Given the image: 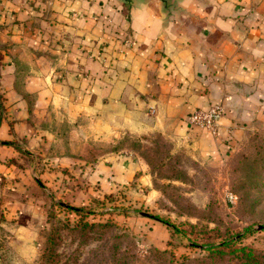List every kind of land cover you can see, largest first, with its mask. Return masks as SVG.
Instances as JSON below:
<instances>
[{"label": "crops", "instance_id": "crops-1", "mask_svg": "<svg viewBox=\"0 0 264 264\" xmlns=\"http://www.w3.org/2000/svg\"><path fill=\"white\" fill-rule=\"evenodd\" d=\"M214 104L215 135L188 122ZM254 126L264 0H0V188H57L81 205L124 185L152 192L137 153L85 156L157 131L218 158Z\"/></svg>", "mask_w": 264, "mask_h": 264}, {"label": "rangeland", "instance_id": "rangeland-1", "mask_svg": "<svg viewBox=\"0 0 264 264\" xmlns=\"http://www.w3.org/2000/svg\"><path fill=\"white\" fill-rule=\"evenodd\" d=\"M256 130L264 132V126L247 128L235 139L229 152L212 159L198 158L184 144L174 145L157 131L126 133L106 147L99 146L91 156H85L95 161L109 150L128 149L138 155L143 150L151 166L141 155L140 159L148 165L151 176L148 188L153 193L124 185L81 205L64 199L57 188L24 193L2 181L0 264H37L49 230L65 220L75 222L83 218L89 222L110 220L131 235L141 259L139 264H155L143 258L153 247L166 249L179 260L205 254L201 248L205 242L217 244L226 236L237 234L240 245L264 250V193L252 190L250 195L256 205L253 208L241 205L234 188L240 183L247 185L248 178L236 176L232 170V159L246 144L247 133ZM155 146L160 148L159 154ZM239 190L242 193L245 189L239 187ZM30 193L33 199L26 200L24 195ZM58 202L84 212L80 217ZM151 215L169 220L178 230ZM62 249L67 250L63 246Z\"/></svg>", "mask_w": 264, "mask_h": 264}, {"label": "trees", "instance_id": "trees-1", "mask_svg": "<svg viewBox=\"0 0 264 264\" xmlns=\"http://www.w3.org/2000/svg\"><path fill=\"white\" fill-rule=\"evenodd\" d=\"M246 137V144L232 159V170L236 176L247 177L248 184L244 186L240 183L234 191L238 194L241 205L253 208L256 200L250 195L251 191L264 193V132L257 130L248 132ZM155 147L159 154L160 148ZM139 153L151 166L146 153L143 150ZM37 182L42 185L39 179ZM239 187H244V192L241 193ZM58 203L65 209L78 213V216L84 212L68 203ZM151 217L178 230L167 219L154 215ZM239 238L240 234H237V236H226L217 244L205 242L201 246L205 254L201 256H184L177 260L168 250L153 247L147 250L143 258L155 264H264V250L247 244L240 245ZM66 239L69 240L67 243H65ZM62 246L67 250H63ZM140 262L135 240L125 231H121L117 224L110 220L89 222L83 218L75 222L68 219L51 228L37 264H139Z\"/></svg>", "mask_w": 264, "mask_h": 264}, {"label": "built area", "instance_id": "built-area-1", "mask_svg": "<svg viewBox=\"0 0 264 264\" xmlns=\"http://www.w3.org/2000/svg\"><path fill=\"white\" fill-rule=\"evenodd\" d=\"M223 113V108L220 104H214L206 110H193L188 116V122L191 125L205 128L211 134L217 133V122Z\"/></svg>", "mask_w": 264, "mask_h": 264}, {"label": "water", "instance_id": "water-1", "mask_svg": "<svg viewBox=\"0 0 264 264\" xmlns=\"http://www.w3.org/2000/svg\"><path fill=\"white\" fill-rule=\"evenodd\" d=\"M124 3H127L129 0H120ZM163 4L166 6L167 5V0H162Z\"/></svg>", "mask_w": 264, "mask_h": 264}]
</instances>
